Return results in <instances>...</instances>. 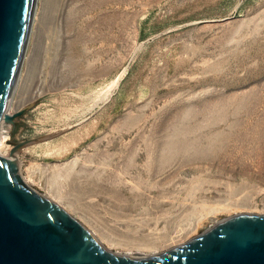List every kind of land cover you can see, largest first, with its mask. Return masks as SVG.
Segmentation results:
<instances>
[{"label": "rangeland", "instance_id": "374dc122", "mask_svg": "<svg viewBox=\"0 0 264 264\" xmlns=\"http://www.w3.org/2000/svg\"><path fill=\"white\" fill-rule=\"evenodd\" d=\"M36 5L3 149L32 190L127 256L264 215V0Z\"/></svg>", "mask_w": 264, "mask_h": 264}, {"label": "water", "instance_id": "95a60500", "mask_svg": "<svg viewBox=\"0 0 264 264\" xmlns=\"http://www.w3.org/2000/svg\"><path fill=\"white\" fill-rule=\"evenodd\" d=\"M35 0H0V130L26 50ZM0 264H264V215H239L160 255L109 252L0 156Z\"/></svg>", "mask_w": 264, "mask_h": 264}, {"label": "bare ground", "instance_id": "6f19581e", "mask_svg": "<svg viewBox=\"0 0 264 264\" xmlns=\"http://www.w3.org/2000/svg\"><path fill=\"white\" fill-rule=\"evenodd\" d=\"M36 2H37V0H35V5H34V9H33L32 19H31V24H30V30H29V37H30L31 27H32V24L34 22V15H35V12H36V9H37ZM20 75L21 74L19 72L18 76H17V79H16L15 88H14V90L11 93V96H10V99H9V102H8V107L6 109V112H5L3 120H2L1 130H0V156L3 157V158H7V159H10V158H12L14 156L18 161L20 160L19 151H16V152H4L3 149L6 147L7 141L10 138L12 122H13V119H14V111H15L14 105L12 104L13 103V94L17 91V89L19 87L18 83H19V81L21 80V77H22ZM19 167H20V165H19ZM22 179L25 182V184L30 188L29 182L26 179H24V178H22ZM92 235L94 236V234H92ZM114 254L121 255V256H127V255H123V254H120V253H114Z\"/></svg>", "mask_w": 264, "mask_h": 264}]
</instances>
